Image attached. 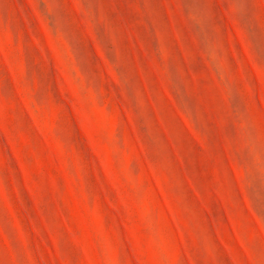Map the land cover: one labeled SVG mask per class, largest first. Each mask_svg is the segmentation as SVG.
<instances>
[{"label":"rangeland","instance_id":"rangeland-1","mask_svg":"<svg viewBox=\"0 0 264 264\" xmlns=\"http://www.w3.org/2000/svg\"><path fill=\"white\" fill-rule=\"evenodd\" d=\"M0 264H264V0H0Z\"/></svg>","mask_w":264,"mask_h":264}]
</instances>
